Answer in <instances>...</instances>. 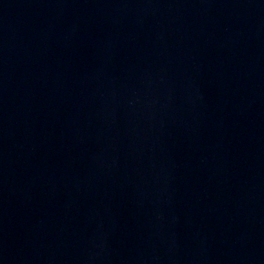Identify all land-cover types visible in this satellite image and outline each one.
Listing matches in <instances>:
<instances>
[{
	"label": "water",
	"instance_id": "water-1",
	"mask_svg": "<svg viewBox=\"0 0 264 264\" xmlns=\"http://www.w3.org/2000/svg\"><path fill=\"white\" fill-rule=\"evenodd\" d=\"M0 264H264V0H0Z\"/></svg>",
	"mask_w": 264,
	"mask_h": 264
}]
</instances>
